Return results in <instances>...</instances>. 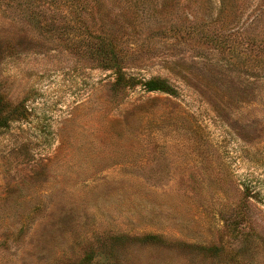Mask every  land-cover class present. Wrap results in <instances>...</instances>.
I'll use <instances>...</instances> for the list:
<instances>
[{
	"label": "rangeland",
	"instance_id": "374dc122",
	"mask_svg": "<svg viewBox=\"0 0 264 264\" xmlns=\"http://www.w3.org/2000/svg\"><path fill=\"white\" fill-rule=\"evenodd\" d=\"M223 2L0 0V264H264V0Z\"/></svg>",
	"mask_w": 264,
	"mask_h": 264
},
{
	"label": "trees",
	"instance_id": "16d2710c",
	"mask_svg": "<svg viewBox=\"0 0 264 264\" xmlns=\"http://www.w3.org/2000/svg\"><path fill=\"white\" fill-rule=\"evenodd\" d=\"M224 6L225 3L221 0V7ZM203 37L206 42H212L218 48L224 46L223 39L218 35L205 33ZM70 47L83 55L92 57L102 68L110 69L114 74L112 90L116 93L125 89L130 90L136 85L145 92L160 91L172 95L176 93V89L163 77L151 76L141 79L132 74H127L123 67L131 54H126L123 51L118 44L117 36L109 31L89 32V37L85 41L71 44ZM8 105V101L0 95V128L5 127L10 120L15 119L17 110Z\"/></svg>",
	"mask_w": 264,
	"mask_h": 264
}]
</instances>
